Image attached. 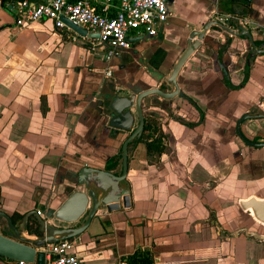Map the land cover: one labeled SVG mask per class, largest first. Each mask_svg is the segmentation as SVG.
Returning a JSON list of instances; mask_svg holds the SVG:
<instances>
[{"label": "crops", "instance_id": "crops-1", "mask_svg": "<svg viewBox=\"0 0 264 264\" xmlns=\"http://www.w3.org/2000/svg\"><path fill=\"white\" fill-rule=\"evenodd\" d=\"M183 1L168 0V20L155 37L130 33V49L107 62L68 27L46 20L18 25L16 0H0V211L38 210L53 224L51 214L70 193L84 191L73 185L80 168L121 174V147L131 132L108 124L101 98L162 85L191 31L212 21L214 12L246 7L244 0H222L228 10L221 11L220 0H186L196 12L173 27L171 10ZM101 2L93 0L94 8ZM248 2L253 12L241 23L254 41H264V0ZM245 38L211 27L177 77L181 96L142 100L144 126L152 129L151 138L128 144L131 206L99 211L84 234L68 239L80 264H120L137 249L148 251L153 264H264V253L248 249L259 240L246 237L262 230L239 206L250 198L264 201V147L245 144L236 132L237 120L249 115L240 131L249 141L264 139L258 117L264 115V55L248 64ZM246 65V84L228 89L222 67L237 86ZM132 113L131 131L138 126ZM159 138L162 153L148 155L146 142ZM0 264L16 262L0 257Z\"/></svg>", "mask_w": 264, "mask_h": 264}, {"label": "water", "instance_id": "water-1", "mask_svg": "<svg viewBox=\"0 0 264 264\" xmlns=\"http://www.w3.org/2000/svg\"><path fill=\"white\" fill-rule=\"evenodd\" d=\"M16 12L15 10L13 11ZM231 14L242 19L241 12L233 9ZM64 24L74 33L82 38H98L96 34H88L87 31L77 25H74L63 18ZM211 27L235 37H246L249 41V55L247 63L249 64L256 55H264V49L257 48L250 32L242 25L241 21H235L233 28H229L217 21L206 23L201 30H194L188 36L187 46L184 52L173 65L168 77L162 78L161 84L169 88V92L158 87L141 90L130 96L119 95L117 92L110 91L101 98L100 106L103 107L108 124L121 133L131 132L125 139L121 147V167L120 175H114L101 169L83 166L76 174L75 187L83 188L84 191H73L60 204V206L51 214L54 222L62 223L63 226L80 222L77 228L60 227L47 223L40 218L36 211H29L22 215L21 219L14 224L10 215L0 211V218L5 221L4 229L7 233L4 235L0 228V257L12 262H24L26 264H43L45 254L42 251L47 245L57 242L74 239L84 234L91 224L99 219L97 213L105 211L110 214L120 210L129 209L130 192L125 178L127 176V154L128 144L140 140L144 129V117L142 113V100L146 97L156 95L163 100H171L174 97H180L181 91L177 84V77L193 53L200 47L205 35ZM191 29V27H190ZM134 41V39H129ZM161 78H156L159 81ZM138 120V126L131 131L134 123V114ZM264 118V115H259ZM252 117L244 115L236 122V130L239 138L247 145L253 147H264L261 140L257 144L249 142L240 131V124ZM239 206L242 210H251L255 220L264 224V201L250 198L241 201ZM39 237L31 238L36 234ZM250 237L259 241H264L263 235L250 233ZM40 250V251H38Z\"/></svg>", "mask_w": 264, "mask_h": 264}, {"label": "built area", "instance_id": "built-area-1", "mask_svg": "<svg viewBox=\"0 0 264 264\" xmlns=\"http://www.w3.org/2000/svg\"><path fill=\"white\" fill-rule=\"evenodd\" d=\"M93 0H16L20 13L16 23H34L42 20L51 21L56 29L67 26L63 18L74 25L96 34L98 38H89L91 51L102 55L105 61L116 57L120 51L129 50V34L155 37L159 29L168 20V0H102L99 10L94 8ZM13 10V6L7 4ZM212 19L233 28L235 21H241L231 13L214 12ZM111 69L105 71L111 77ZM75 242L63 240L50 244L42 251L45 254L43 264H80L75 254ZM16 264H26L16 262ZM120 264H128L121 261Z\"/></svg>", "mask_w": 264, "mask_h": 264}, {"label": "trees", "instance_id": "trees-1", "mask_svg": "<svg viewBox=\"0 0 264 264\" xmlns=\"http://www.w3.org/2000/svg\"><path fill=\"white\" fill-rule=\"evenodd\" d=\"M244 1H245L244 3L246 4V7L243 10L241 9L238 11L241 12L242 16H249L252 14L253 11L249 8L250 5H249L248 0H244ZM229 13H231V12H229ZM215 29H217V28H215ZM217 30H219V29H217ZM242 38H245V37H242ZM254 42H255L256 47H258V48L264 47V41H254ZM224 44L225 45L222 47V50L217 57L219 64H222L220 54L222 52H224L226 50V48L228 47V45H229L228 40ZM222 68H223L222 69L223 80H224V83L228 89L239 90L246 84V82L248 80L249 65L245 66L243 80L237 86H233L230 84L229 79H228L227 70L225 69V67H222ZM151 129L152 128L150 127V124L147 123L144 126V130H143L144 133L142 134L141 139L142 138H151V135L148 134L151 131ZM161 141L162 140L159 138V139H152V140L146 142V149H147L148 155H151V156L152 155H160L162 153L163 145H162ZM132 143H134V142H132ZM113 162H114L113 165L108 166L107 170H110L112 167L115 166V161H113ZM15 217L21 218L22 216L15 215ZM122 260L126 261L128 264H153L150 253L148 251L140 250V249H137L133 254H131L127 257H124Z\"/></svg>", "mask_w": 264, "mask_h": 264}, {"label": "rangeland", "instance_id": "rangeland-1", "mask_svg": "<svg viewBox=\"0 0 264 264\" xmlns=\"http://www.w3.org/2000/svg\"><path fill=\"white\" fill-rule=\"evenodd\" d=\"M174 5H176V6L174 7V9L171 10L172 17H173V19H172V26L173 27H175V25H177V24H182L185 20H187V18H191L192 14H194V12H196L193 9L188 7V4H187L186 0H184L181 3H176ZM219 6L222 9L221 11H227L228 10L227 7H226V4L222 0H220V2L218 1V8H219ZM177 28H179V27H177ZM255 222H256V226L261 228V230H262L261 234H259V235H263L264 236V232H263L264 231V224H261L257 220ZM52 223L54 225H56V226H63V224L59 223V222L52 221ZM4 226H5V223L2 224V221L0 219V228L4 229ZM243 242H244V240L242 238V243ZM250 245H253L254 248L253 247L251 248L249 246L248 249L254 250L255 253H257V255H261L260 253H264V242L257 241L255 243H250Z\"/></svg>", "mask_w": 264, "mask_h": 264}, {"label": "flooded vegetation", "instance_id": "flooded-vegetation-1", "mask_svg": "<svg viewBox=\"0 0 264 264\" xmlns=\"http://www.w3.org/2000/svg\"><path fill=\"white\" fill-rule=\"evenodd\" d=\"M241 1V0H240ZM212 21H214V20H212ZM216 28V27H215ZM230 28V27H229ZM204 40V39H203ZM226 69V68H225ZM111 76H112V73H111ZM236 132H237V130H236ZM242 133V132H241ZM243 134V133H242ZM247 140H248V138L245 136V135H243ZM140 139H141V137H140ZM263 141L264 139H258V138H255V139H253L252 141H249V142H251V143H253V144H257V143H259V141ZM264 142V141H263ZM135 143V142H134ZM255 148H261V146H259V147H255ZM128 155V154H127ZM127 160H128V157H127ZM251 214H252V212H251V210L249 209L248 210ZM36 212H38V210H36ZM38 214V213H37ZM253 215V214H252ZM11 218H12V220H13V223L14 224H16L19 220L14 216V215H12L11 216ZM1 219V221H2V224L3 223H5V221L2 219V218H0ZM19 219H21V218H19ZM262 224V223H261ZM80 226V222H78V223H75V224H69V225H66V226H60V227H72V228H77V227H79ZM2 229V228H1ZM2 232H3V234L5 235L6 233H7V230L6 229H2ZM242 233V232H241ZM40 236V234H36L35 235V237H39ZM248 239H253V237H250V235H247L246 236Z\"/></svg>", "mask_w": 264, "mask_h": 264}]
</instances>
